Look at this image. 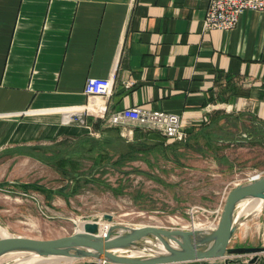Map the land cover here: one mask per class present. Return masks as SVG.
<instances>
[{
    "label": "crops",
    "instance_id": "obj_1",
    "mask_svg": "<svg viewBox=\"0 0 264 264\" xmlns=\"http://www.w3.org/2000/svg\"><path fill=\"white\" fill-rule=\"evenodd\" d=\"M209 3L0 0V176L19 155L25 176L34 160L24 155L58 133L66 112L85 107L102 147L163 145L139 122L108 125L132 107L179 114L190 137L229 117L264 127V14L207 31ZM113 75L108 95L84 93L88 79Z\"/></svg>",
    "mask_w": 264,
    "mask_h": 264
},
{
    "label": "rangeland",
    "instance_id": "obj_2",
    "mask_svg": "<svg viewBox=\"0 0 264 264\" xmlns=\"http://www.w3.org/2000/svg\"><path fill=\"white\" fill-rule=\"evenodd\" d=\"M98 139L87 116L84 125L64 124L56 135L47 136L44 145L34 147L31 155L25 154L34 160L25 176L21 175L22 155H14L20 159L4 168L7 176H0V226L14 236L36 239L67 237L80 221L95 218L109 226L204 229L233 187L264 174V127L253 128L236 117L189 136L184 143L168 146L164 142L143 152L126 154L128 148L122 142L102 147ZM106 150L119 155V163L104 159ZM16 172L21 176H15ZM79 181L73 195L71 190ZM14 182L51 192H25ZM62 190L63 194L55 192ZM242 210L240 205L237 213ZM260 210L240 217L233 247L264 246V203ZM105 214L113 216L112 224ZM24 256L29 255H8L0 264H15ZM250 259L237 256L190 264H247ZM85 261L52 259L42 264Z\"/></svg>",
    "mask_w": 264,
    "mask_h": 264
},
{
    "label": "water",
    "instance_id": "obj_3",
    "mask_svg": "<svg viewBox=\"0 0 264 264\" xmlns=\"http://www.w3.org/2000/svg\"><path fill=\"white\" fill-rule=\"evenodd\" d=\"M33 187L46 193L51 191L34 184ZM244 201L264 202V174L252 176L229 191L220 222L215 229L131 227L112 224L113 216L105 214L104 217L112 225L104 233L99 219L95 218L84 221L82 230L76 229L64 238L0 237V259L18 253L70 262L87 260L85 264H190L250 256L249 262L257 264L264 258V246L231 245L240 219L237 209Z\"/></svg>",
    "mask_w": 264,
    "mask_h": 264
},
{
    "label": "built area",
    "instance_id": "obj_4",
    "mask_svg": "<svg viewBox=\"0 0 264 264\" xmlns=\"http://www.w3.org/2000/svg\"><path fill=\"white\" fill-rule=\"evenodd\" d=\"M260 12L264 14V0H210L204 27L207 31L221 30L230 31L236 28L240 17L248 12ZM114 85V75L110 78H92L88 79L85 85L84 93L88 97L100 98L111 93ZM90 111L83 108L79 111H72V118L66 125L78 122L85 124V118ZM126 121L139 122L142 126H147L153 131L159 132L164 137L165 142L184 143L189 134L182 123L181 116L175 113L154 112L146 114L140 107L123 109L113 114L109 120L110 126H121ZM262 175V174H259ZM27 196V193H25ZM223 204H221L215 214L214 220L207 224V229H215L223 213ZM247 264H253L248 262ZM257 264H264L261 258Z\"/></svg>",
    "mask_w": 264,
    "mask_h": 264
},
{
    "label": "bare ground",
    "instance_id": "obj_5",
    "mask_svg": "<svg viewBox=\"0 0 264 264\" xmlns=\"http://www.w3.org/2000/svg\"><path fill=\"white\" fill-rule=\"evenodd\" d=\"M86 108V107H85ZM86 109H88V108H86ZM89 110V109H88ZM72 114H71V111H68V112H66L65 114H64V119H63V121H64V123H67V122H69L70 120H71V118H72V116H71ZM264 202H262V201H252V202H250V201H244V202H242V206H243V210L239 213V216L238 217H241V216H244V215H250V214H254V212H256V211H261L260 209H261V207H262V204H263ZM245 219V218H244ZM247 219V218H246ZM83 223H84V221H80L78 224H77V230H82V225H83ZM100 225H101V230H102V233H104V232H106L107 231V229L110 227L108 224H106V223H101L100 222ZM1 227V226H0ZM245 228V227H244ZM247 228V227H246ZM201 230H202V228H200ZM200 229H198V230H200ZM204 229H207V227L206 228H204ZM1 232H2V234H3V237H9V236H12V234H10L5 228H3V227H1ZM246 231V230H245ZM242 235V234H241ZM16 254H18V253H16ZM11 255H13V254H11ZM14 257V256H13ZM8 258V257H7ZM11 258V257H10ZM9 258V259H10ZM11 259H13V258H11ZM10 259V260H11ZM52 259H58V260H61V259H59V258H42V257H40V256H38V255H36V254H29V256H24V258H21V259H19V260H17L16 262H15V264H42V263H44V262H50V260H52ZM1 260V259H0ZM5 260H8V259H5ZM2 261V260H1ZM56 263V261H53V263ZM57 262H59V261H57ZM68 262V261H67Z\"/></svg>",
    "mask_w": 264,
    "mask_h": 264
},
{
    "label": "trees",
    "instance_id": "obj_6",
    "mask_svg": "<svg viewBox=\"0 0 264 264\" xmlns=\"http://www.w3.org/2000/svg\"><path fill=\"white\" fill-rule=\"evenodd\" d=\"M127 148H128V151H127V153L126 154H130V153H133L134 151H138V152H140V151H147V150H149V148L147 147H137L136 145H133V144H128L127 145ZM117 163H119V161H116ZM77 180V179H76ZM78 181V180H77ZM14 185H16L17 187H19L20 189H22L23 191H25V192H27V191H29L30 189H35L34 187H33V184H21V183H16V182H14L13 183ZM12 184V185H13ZM79 187H80V181L76 184V186L74 187V189H73V195L75 194V193H77L78 192V190H79ZM51 192V191H50ZM49 192V193H50ZM62 192H63V190H62ZM48 193V194H49ZM45 194H47L46 192H45Z\"/></svg>",
    "mask_w": 264,
    "mask_h": 264
}]
</instances>
